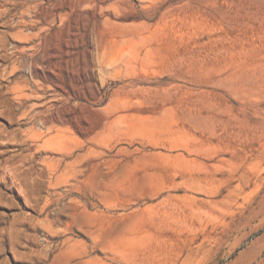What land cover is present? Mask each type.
I'll list each match as a JSON object with an SVG mask.
<instances>
[{
  "label": "rangeland",
  "instance_id": "rangeland-1",
  "mask_svg": "<svg viewBox=\"0 0 264 264\" xmlns=\"http://www.w3.org/2000/svg\"><path fill=\"white\" fill-rule=\"evenodd\" d=\"M0 264H264V0H0Z\"/></svg>",
  "mask_w": 264,
  "mask_h": 264
}]
</instances>
